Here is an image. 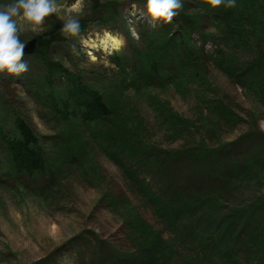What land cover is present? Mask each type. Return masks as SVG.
Here are the masks:
<instances>
[{
    "label": "rangeland",
    "instance_id": "rangeland-1",
    "mask_svg": "<svg viewBox=\"0 0 264 264\" xmlns=\"http://www.w3.org/2000/svg\"><path fill=\"white\" fill-rule=\"evenodd\" d=\"M117 1L121 23L52 50V58L113 102L118 113L113 124L91 130L63 126L50 102L30 91L33 84L47 88L42 64L32 58L36 49L18 62L26 67L17 76L0 74V98L41 137L53 162L42 184L1 176L0 264H264V221L259 229L264 215V101L240 69L256 55L264 59V36L257 38L251 22L254 11L263 13L264 0L249 7V0H221L215 8L208 0H177L180 7L170 22L153 20L146 0ZM54 2L58 11L37 27L18 19L24 45L55 20H81L93 4L80 0V11L72 13L76 0ZM237 20L248 32L241 40L246 46L234 38L231 24ZM185 29L196 46L204 47V58L176 77L169 72L145 80L139 52H148L156 37L155 45L166 38L178 40ZM108 36L119 40L120 52L128 58L123 67L107 53L93 58L74 48L80 41L79 46L99 51ZM63 82L58 89H64ZM112 127L149 163L139 164L107 141L103 135ZM202 153L209 166H201ZM171 156L179 161L162 166L158 174L152 167L155 159ZM249 159L255 161L251 166ZM5 161L0 146L3 169ZM142 181L166 200L173 196V202L192 204L168 215L146 196ZM247 210L257 213L258 223L242 224ZM152 230L172 250L162 261L152 259L139 238V232L148 238Z\"/></svg>",
    "mask_w": 264,
    "mask_h": 264
},
{
    "label": "trees",
    "instance_id": "trees-1",
    "mask_svg": "<svg viewBox=\"0 0 264 264\" xmlns=\"http://www.w3.org/2000/svg\"><path fill=\"white\" fill-rule=\"evenodd\" d=\"M254 1L255 0H249L247 3L248 7ZM117 4V0H112L110 2L93 0V4L86 10L85 15L81 20L77 21L79 29L75 35L65 33L63 29L66 23L55 20L51 23V26L37 38L38 46L32 58L43 65L44 73L41 76L44 79L43 81H46L47 88H45L46 85L43 83L41 91H34V95L38 99L43 98L50 102L51 106L54 108V116H57L65 127L70 128L73 125H78V127L81 128V126L85 125L91 130V128L103 124L109 125L116 122L114 118L118 113L114 110L113 102L110 103L107 101L105 99L106 97L96 89L95 86L90 85L88 81H85L78 73H70L61 62L52 58V50L57 45L69 47L70 42L72 43L76 39H79L81 34L91 28L102 29L116 25L121 20L116 9ZM261 6L264 8V2ZM252 18L253 20L251 22L255 25L254 30L258 31L257 38L261 40L263 39L262 36H264V11L263 13H255L254 11V16ZM191 21L192 25L194 26L195 24L196 26L197 21L194 19ZM237 22L238 20L231 24L234 31L233 34L235 33L236 36H234V38L242 43L241 40L247 37L248 32H246L240 24H237ZM185 31L184 36H180L178 40L166 38L157 45H155V42L158 40L156 37L152 40L153 45L150 50L144 52L145 54L141 52V65L144 70L143 74L145 80L157 78L159 74L162 75V78H165L166 74L169 72L173 77H176L184 70L190 68V66L195 63V59L204 58L206 53L194 44L188 30L185 29ZM251 36L255 38L254 31ZM242 44L246 46L244 42ZM253 59V61L241 63L240 69L242 73H247L248 83L251 84L256 94L264 101V59L259 58L257 55L254 56ZM113 61L122 67L127 63L126 58L121 54L116 55ZM232 68L233 70L238 69L236 63H234ZM59 77H64L66 79L63 90L58 89L56 86L58 84L55 83L56 78ZM6 101L4 97H2V99L0 98V104L3 106V110L0 109V146L6 158L4 163L6 167L3 169L0 165V178L5 173L11 177L26 178L29 185L30 183L35 184L37 180L38 183L41 182L42 184L46 175L52 172V159H49L47 151L46 153L44 152L45 150L43 149L44 146L42 145L41 137L37 134L35 135L32 128L20 117L17 111L13 108H7L8 105ZM49 111L52 113V110ZM66 131L71 132L65 129V132ZM93 132L92 130V134H94ZM103 137H107V141H111L114 147H116L115 144L117 143L124 152L126 150L129 155L131 154V156L136 158L139 164L149 163L143 159L145 155L144 152L141 150L138 152V149H136L138 147L134 146L135 148H133L132 146H128L125 140L119 139L115 133H113V127L108 130ZM117 139L120 142H118ZM200 160L202 167L210 165V163H204L206 162L205 153L204 157L203 153L200 155ZM155 161L152 167L158 174H161L160 171L163 170L162 166H165L166 169L171 165L175 166L179 159L175 156H171L168 158H158L155 159ZM248 164L251 166L254 164V161L249 159ZM169 184L168 182L166 187H169ZM141 187L146 196L168 215L173 214L175 210H178L180 207L190 206V204H192L188 201L184 203L182 200L173 202V196H171V199L166 200L159 196V194L144 181L141 182ZM243 216L246 218L245 222H247V220H252L258 223L259 217L264 219V215L258 217L256 212L249 210L244 212ZM137 229L141 231L140 227H137ZM135 235H137V233H135ZM151 236L144 238L142 232H139L140 240L146 243L151 249L152 259L155 258L162 261L165 259L166 255H169L170 252L172 253L171 247L168 244H164L160 237H156V235L153 234V230L151 231ZM256 241L257 239L254 242L256 243ZM165 263L171 264L168 261H165Z\"/></svg>",
    "mask_w": 264,
    "mask_h": 264
},
{
    "label": "clouds",
    "instance_id": "clouds-1",
    "mask_svg": "<svg viewBox=\"0 0 264 264\" xmlns=\"http://www.w3.org/2000/svg\"><path fill=\"white\" fill-rule=\"evenodd\" d=\"M221 0H208L212 8L217 7ZM180 4L177 0H146L147 14L153 18L170 22ZM81 9L80 0L71 5V12L78 13ZM58 11L54 0H10L0 4V72L19 74L26 65L18 64L22 58L24 42L20 40L18 19L33 27L44 22L45 17ZM79 29L76 20H69L63 31L75 35Z\"/></svg>",
    "mask_w": 264,
    "mask_h": 264
},
{
    "label": "bare ground",
    "instance_id": "bare-ground-1",
    "mask_svg": "<svg viewBox=\"0 0 264 264\" xmlns=\"http://www.w3.org/2000/svg\"><path fill=\"white\" fill-rule=\"evenodd\" d=\"M89 35H90V34H89ZM79 44H80V41H79ZM103 44H104L106 50H107V49H111V50L113 51V50H116V49L119 48V44H120V43H119V40H118L115 36H108V37H106V38L103 39ZM72 46H73V44H72ZM74 48L79 49V48H78V45H76V44H74ZM80 50H83V47H82V48L80 47ZM4 72H5V74L8 73V74L10 75V73L7 72L6 70H5ZM0 74H2V72H0ZM12 74H14V77L16 76L15 73H12ZM9 75H8V76H9ZM30 91H31V93H32V91H33V87H30ZM2 107H3V106L0 104V109H1V110H3ZM115 146L117 147L118 144L116 143ZM261 221H262V224H261V226H260V228H259L260 230H262V225H263V221H264V220H261Z\"/></svg>",
    "mask_w": 264,
    "mask_h": 264
},
{
    "label": "water",
    "instance_id": "water-1",
    "mask_svg": "<svg viewBox=\"0 0 264 264\" xmlns=\"http://www.w3.org/2000/svg\"><path fill=\"white\" fill-rule=\"evenodd\" d=\"M36 45H37V38L28 41V42L24 45V48H23V54L32 53V52L35 50ZM23 54H22V55H23Z\"/></svg>",
    "mask_w": 264,
    "mask_h": 264
}]
</instances>
